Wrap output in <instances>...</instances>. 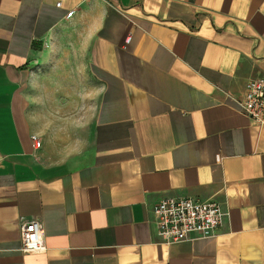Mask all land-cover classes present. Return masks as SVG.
<instances>
[{
    "label": "crops",
    "instance_id": "1",
    "mask_svg": "<svg viewBox=\"0 0 264 264\" xmlns=\"http://www.w3.org/2000/svg\"><path fill=\"white\" fill-rule=\"evenodd\" d=\"M64 34L95 106L62 140L37 65ZM257 77L264 0H0V264H264V127L238 109ZM170 197L218 203L216 235L159 244ZM21 219L44 253L20 252Z\"/></svg>",
    "mask_w": 264,
    "mask_h": 264
},
{
    "label": "built area",
    "instance_id": "2",
    "mask_svg": "<svg viewBox=\"0 0 264 264\" xmlns=\"http://www.w3.org/2000/svg\"><path fill=\"white\" fill-rule=\"evenodd\" d=\"M59 7L60 4H57ZM73 12L67 14L71 17ZM128 34L125 43H129ZM241 114L253 124L264 127V77L251 79L245 86L243 100L238 102ZM34 150L41 147L40 141L31 137ZM155 236L164 246L210 238L222 226L226 214L215 202H201L192 198H163L151 208ZM20 252L41 254L46 251L43 229L38 222L20 220Z\"/></svg>",
    "mask_w": 264,
    "mask_h": 264
},
{
    "label": "rangeland",
    "instance_id": "3",
    "mask_svg": "<svg viewBox=\"0 0 264 264\" xmlns=\"http://www.w3.org/2000/svg\"><path fill=\"white\" fill-rule=\"evenodd\" d=\"M86 44L81 34L59 35L44 50L42 59L47 63L37 65L43 76H50L44 106L54 109V113L45 117L52 129L58 127L50 133L62 140L77 136L81 126L92 119L95 99L84 70Z\"/></svg>",
    "mask_w": 264,
    "mask_h": 264
}]
</instances>
